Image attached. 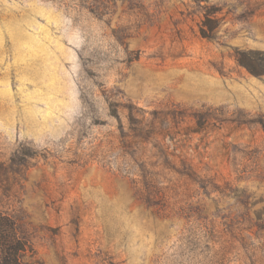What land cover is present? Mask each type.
<instances>
[{
	"label": "rangeland",
	"instance_id": "374dc122",
	"mask_svg": "<svg viewBox=\"0 0 264 264\" xmlns=\"http://www.w3.org/2000/svg\"><path fill=\"white\" fill-rule=\"evenodd\" d=\"M0 214L22 264H264V0H0Z\"/></svg>",
	"mask_w": 264,
	"mask_h": 264
},
{
	"label": "trees",
	"instance_id": "16d2710c",
	"mask_svg": "<svg viewBox=\"0 0 264 264\" xmlns=\"http://www.w3.org/2000/svg\"><path fill=\"white\" fill-rule=\"evenodd\" d=\"M26 246L15 223L0 214V264H22L20 257Z\"/></svg>",
	"mask_w": 264,
	"mask_h": 264
}]
</instances>
